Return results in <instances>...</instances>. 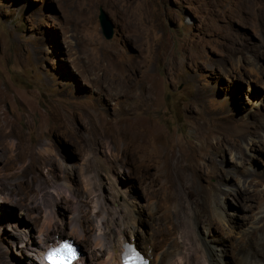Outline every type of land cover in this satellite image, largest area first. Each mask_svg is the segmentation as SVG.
Masks as SVG:
<instances>
[{"label":"rangeland","instance_id":"1","mask_svg":"<svg viewBox=\"0 0 264 264\" xmlns=\"http://www.w3.org/2000/svg\"><path fill=\"white\" fill-rule=\"evenodd\" d=\"M127 77L153 87L151 102L114 94ZM0 119L14 143L0 141V264H42L32 248L47 221L82 264L107 259L122 223L150 264H207L196 241L264 264V0H0ZM136 121L152 157L105 162L125 145L115 129Z\"/></svg>","mask_w":264,"mask_h":264},{"label":"bare ground","instance_id":"2","mask_svg":"<svg viewBox=\"0 0 264 264\" xmlns=\"http://www.w3.org/2000/svg\"><path fill=\"white\" fill-rule=\"evenodd\" d=\"M114 76H115V74L111 73V77H114ZM151 88H153L151 85H146V86H141L140 87V86L131 84V83H129L128 77H127L126 79H123V82L118 86V89H114L113 91H114V94H117L115 91L119 90V92L122 93V95H123V98H124V102L125 103L128 102V101H131L133 99L134 100L138 99V100L143 101V102H151V96L149 95V92H150ZM129 108L130 109H133L134 107L133 106L130 107V106H127L125 104L124 111H129ZM91 114L93 115L92 118L95 121V126L97 127L99 120L95 117V113L93 111H92ZM131 124L132 125L123 126V127H119L117 129H115V134L113 135L114 140L115 141H121V142H122V140H124L125 145L122 148H118L116 153H112V152L111 153H108L110 151V147L107 145L108 146V150L106 151V154H108L107 155L108 158H106L105 156L102 157L103 159H105L104 160L105 162H107V161L108 162H113L114 161V162L117 163V162H122V161H134L136 159V155L138 153H140V155H138V158H139L140 161H142L143 159H145L146 156H148L149 158L152 157V150H150L151 152L149 151V146L145 142V140H146V134H145V129L142 126V122L136 121V122H132ZM0 132H2V133L4 132L3 133V136L0 135L1 136L0 141L3 142V144L10 150V148L14 147V143L8 137H6L4 139L5 135L8 134L9 132L5 129V121L2 120V119H0ZM100 137H101V135H100ZM49 146H50V144H49ZM86 148L87 149H91L92 148V144L91 143H88V145H86ZM114 148H115V146H114ZM194 148L197 150V153H198L200 151V149H202V144H196L194 146ZM218 148H220V147L219 146H215V149H213V151L215 152L216 149H218ZM45 150H47V149H45ZM218 151L219 150H217L216 152H218ZM208 153H209V150H207V152L205 154H208ZM27 154H29V151L19 150L18 153L16 154V157H18V160L23 161V159L26 157ZM188 156H191V155H188ZM169 159H170V155L169 154H166L165 155V162H168ZM193 161H194V159H193L192 156L189 157L188 160H186L185 165L187 166V168H190L191 169V166H193ZM141 164H143V163H141ZM20 167L22 168L21 169V172H25L26 169H27V167H25V166L23 167V165H20ZM201 167H203V166H201ZM217 177L219 178L218 179V182H220V181L222 182L223 180L227 179V176H223L221 174V172H219L217 174ZM44 182L47 183L48 182V179L44 180ZM216 184L218 185V183H216ZM218 188L220 189L219 185H218ZM53 189H55V188H53ZM21 191H22V189H21ZM47 195H50L48 191H47ZM32 208H33V210L35 209V207H32ZM77 213H79V215L76 214L77 216L74 218L73 222H70L71 223V225H70V231L72 233L76 232L75 233L76 236H77V233L81 235V233L83 231V227H82L83 225L81 223V220L82 221H86V222L88 221V220H85V217H84L85 216V212L79 210ZM48 219H50V218H48ZM48 219H46L44 221H47ZM103 219H104V217L102 216V217H100V218H98L96 220V222H95L96 232L94 231L95 234H94V236L92 235L93 236V239H95V241H98V242L99 241L100 242L102 241V243H101L102 246L105 245L103 243L105 242V239H106L104 237L105 234L102 233L103 231L101 232V228H102L101 226H102ZM49 221H51V220H49ZM46 223H48V221ZM104 223H105V221H104ZM42 224H43V222H42ZM45 224H43V227H45L44 226ZM122 224L121 225L116 224L118 226V228L116 229V232H117V230H119V232H118L119 234L117 233L118 234L117 237H116L117 239L116 240H113V241H116L115 243H113V244L110 245L109 243H111V241H109L108 244H106L108 246L105 245L106 255H107L106 258L107 259L104 262H102L101 264H111V263L112 264H121V255H122V252H123L122 249H124V243H126V242L133 243L132 242L133 239L131 240V238L134 237V239H135V236H133L134 234L129 231L130 232V234H129L130 235V240L127 241V238L125 236V231L123 230V228L125 229V227L122 228L121 227ZM49 226H51V224ZM49 226L47 228H43L41 226L42 229L39 230L38 240L35 241L36 244L34 245V248H32L33 251H36V255L37 256H40L37 260H41V257H42V254L44 253V251L47 248H49L50 246H54L57 243V241H59V240H67V241L75 244L74 242L70 241L68 238H64V239L63 238H58L57 240L56 239L51 240L50 239L51 236H49L50 233L51 232H55L56 233L59 230L58 231H52L53 230L52 229L53 226L52 227H49ZM59 226L61 227V225H59ZM261 226L264 227V222H263V224ZM60 227H57V228H60ZM54 229L56 230V228H54ZM110 229H111V227H110ZM103 230H104V228H103ZM121 231H122V233H121ZM133 232H134V230H133ZM48 236L50 238H47ZM196 242H195V246L196 247H195L194 250H196V252H199L206 259L207 264H230L229 263L230 262V259H228V260L226 259V261H223L222 259L219 258V256L217 254L213 253L211 247H209L207 245H201V246H199L198 244H196ZM99 243H98V245H99ZM143 243H144V245H143L142 248H144V253H145V256L147 258V256L149 255V251H150V245L146 244L145 242H143ZM122 244H123V247H122ZM183 251H184L186 257H188L189 252L186 251V249H183ZM175 254H172V255L174 256ZM173 256L169 255V258L167 257L168 259H167V261H166L165 264H173L174 263V257ZM257 256H260L261 259L264 260V250L261 251L259 253V255H257ZM86 258H87V255H84V256L82 255V257L80 258V260H78V263L79 264L85 263L84 261H85ZM188 261H189V259L188 258H185V262H188ZM39 263H41V262L39 261ZM149 264H150V262H149Z\"/></svg>","mask_w":264,"mask_h":264},{"label":"snow or ice","instance_id":"3","mask_svg":"<svg viewBox=\"0 0 264 264\" xmlns=\"http://www.w3.org/2000/svg\"><path fill=\"white\" fill-rule=\"evenodd\" d=\"M47 259L53 261L54 264H70L71 261L76 259L75 250L67 242L51 249L48 252ZM125 264H146L141 259L138 253L132 252L131 259L125 258Z\"/></svg>","mask_w":264,"mask_h":264},{"label":"water","instance_id":"4","mask_svg":"<svg viewBox=\"0 0 264 264\" xmlns=\"http://www.w3.org/2000/svg\"><path fill=\"white\" fill-rule=\"evenodd\" d=\"M98 22L105 38L110 39L113 34V25L108 14L102 8L99 9ZM75 244L78 246L79 250L82 251V246L77 243Z\"/></svg>","mask_w":264,"mask_h":264},{"label":"clouds","instance_id":"5","mask_svg":"<svg viewBox=\"0 0 264 264\" xmlns=\"http://www.w3.org/2000/svg\"><path fill=\"white\" fill-rule=\"evenodd\" d=\"M78 244V243H77ZM125 244H128V245H134L135 246V248L140 252V253H142V254H144L142 251H141V249H139V247H137V245H135L134 243H128V242H126V243H124V246H125ZM74 245V244H73ZM74 246H77L76 244L74 245ZM78 247V246H77ZM79 249V248H78ZM45 252V251H44ZM80 252H81V256H82V251L80 250ZM145 255V254H144ZM150 262V261H149Z\"/></svg>","mask_w":264,"mask_h":264},{"label":"trees","instance_id":"6","mask_svg":"<svg viewBox=\"0 0 264 264\" xmlns=\"http://www.w3.org/2000/svg\"><path fill=\"white\" fill-rule=\"evenodd\" d=\"M73 244V243H72ZM75 245V244H74Z\"/></svg>","mask_w":264,"mask_h":264}]
</instances>
